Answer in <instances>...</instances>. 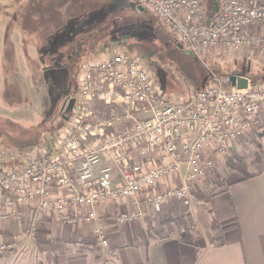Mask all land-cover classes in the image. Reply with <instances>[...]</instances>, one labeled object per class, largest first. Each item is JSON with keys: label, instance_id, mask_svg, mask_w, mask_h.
Returning a JSON list of instances; mask_svg holds the SVG:
<instances>
[{"label": "built area", "instance_id": "2783aa9c", "mask_svg": "<svg viewBox=\"0 0 264 264\" xmlns=\"http://www.w3.org/2000/svg\"><path fill=\"white\" fill-rule=\"evenodd\" d=\"M137 2L198 58L213 49L264 56V0ZM234 73L247 78L245 87L231 85L228 74L212 76L203 88L172 99L138 52L86 58L73 106L51 140L54 150L0 147V219L18 218L20 207L33 201L34 219L27 226L32 237L38 215L65 225L92 220L94 205L104 199H131L133 207L118 214L120 221L143 217L147 208L159 212L169 198L188 204L191 185L210 181L209 173L251 137L264 113V86ZM97 102L106 110L95 108ZM113 167L120 174L116 183ZM169 176L178 183L159 189ZM93 233L106 245L99 226Z\"/></svg>", "mask_w": 264, "mask_h": 264}, {"label": "rangeland", "instance_id": "374dc122", "mask_svg": "<svg viewBox=\"0 0 264 264\" xmlns=\"http://www.w3.org/2000/svg\"><path fill=\"white\" fill-rule=\"evenodd\" d=\"M17 1L23 10L22 13L25 14L18 16L20 28L25 30V35L24 41L20 38L22 69L20 68L18 75L13 77L12 86H19L21 93L24 94L21 99L9 98L10 93L7 95L10 91L9 83L4 79L5 73H2L0 88L1 85L7 87L4 88L5 98L0 99V147L9 146L12 150L29 149L49 143L52 139L51 133H56L64 125L59 109L66 95L72 96L77 91L81 62L112 50H124L125 44L129 41L137 40L140 43L139 51H144L143 49L150 43L157 47L160 55L156 58L157 64L150 66L152 74L162 92L172 99L187 96L195 88L199 89L207 80L211 81L212 76H223L225 70L243 71L247 67V61L251 60L250 56H246L250 55V52L238 53L229 50L227 53H217L215 49L207 51L204 56L198 58L183 46L179 47L171 32L150 10L144 8L142 11L138 10L137 0ZM64 16L72 17L69 23L70 29L73 25L71 32L67 31L62 20L66 18ZM103 18H108L111 24L107 33H104L107 31L106 27H109L106 23L102 32ZM72 40L71 45L69 42ZM51 42L57 44V53L51 50ZM91 46L95 51L91 50ZM30 58L33 59L32 61L38 60V67L29 63ZM258 59H264V56L261 55ZM260 85L264 86L263 83ZM254 126L257 129L252 130L253 136L247 139V142H241V150L227 153L218 169L209 173L210 181L203 179L200 188L192 187L193 203L195 200H205L215 190L213 178H219L234 170L236 163V165H244L245 160L253 155L264 135V120L261 126L257 124ZM228 156H231V159H227ZM232 165L234 168L230 167ZM197 190L200 191L195 192ZM179 212L177 216H181V219L172 217L167 221H164L159 214L154 215L153 220L151 219L153 224L150 228L151 232L155 233L154 228L163 222L174 225L176 230L188 229L189 214L185 209ZM183 221L186 224H183ZM166 233H155V235L161 239L168 235ZM105 238L108 239L106 236ZM27 239L24 238L23 244L29 246L19 249L15 245L0 242V245L5 246L0 249V254L11 255L8 264H35L30 261L35 258L32 253L34 250L43 264H56L59 254L51 252L46 244L42 245L43 240L38 241V239L33 243ZM95 240L98 243L96 237ZM14 242L18 245L19 240ZM107 242L106 245L98 244L106 247ZM82 247L86 248V246L80 247V250L84 251ZM22 249L23 252L19 253ZM90 250L91 255L97 256V250L94 253V245L90 246Z\"/></svg>", "mask_w": 264, "mask_h": 264}, {"label": "crops", "instance_id": "0c3cea01", "mask_svg": "<svg viewBox=\"0 0 264 264\" xmlns=\"http://www.w3.org/2000/svg\"><path fill=\"white\" fill-rule=\"evenodd\" d=\"M22 11L17 0H0V78L2 73H5L4 79L8 81L10 88L7 95L10 93L8 96L11 99H21L24 94L19 86H12L13 77L18 75L20 68L22 69L20 38L24 41L25 30L20 28L21 23L18 21L19 15H25ZM64 17L66 18L62 20L67 31L71 32L73 25L70 29L69 23L72 17ZM72 42L73 40L69 44L72 45ZM50 46L51 50L56 52L57 44L51 42ZM90 48L95 51L93 46ZM30 59L29 63L38 67V60ZM246 66L251 71L264 69V59L253 56ZM236 72L243 73L242 70ZM260 84L262 83L258 85ZM5 87L7 86L1 85L0 99L5 98ZM263 120L264 113L256 118L254 125L261 126ZM51 140L46 145H41L50 152ZM242 141L247 142L246 139ZM241 142L233 149L235 153L237 149L241 150ZM37 146L24 150L34 151V148L39 147ZM107 162V159H103L102 164ZM236 164L234 170L219 177L220 185H214L215 190L205 200H195L193 203L190 197L188 204H184L179 199L169 198L159 212L155 213L147 208L146 215L130 221L118 220V214L133 207L131 199H104L94 205L95 217L92 220L80 219L76 223L65 225L46 213L38 215V228L30 237L27 226L30 220L34 219V214L33 201H29L20 207L18 218L0 219V242L15 245L19 249L29 246L23 244L26 237L33 243L38 239L43 240L42 245L46 244L51 252L59 254L56 264H264V135L244 165ZM112 172L116 183L120 178L119 171L113 167ZM177 180L176 176H169L158 188L165 189L168 185H175ZM191 186L198 189L201 184ZM192 187L191 195L194 192ZM198 191L200 190L195 192ZM182 209L190 216L188 229L176 230L174 225L163 222L157 224L154 232H167V236L158 239L155 233L151 232L154 215L159 214L164 221L172 217L181 219V216L177 215ZM82 211L84 212V209ZM183 224H186L185 221ZM95 226H99L103 235L108 238L106 247L100 246L95 240ZM14 240H19L18 245L14 244ZM81 245L86 246L82 247L84 251L80 250ZM91 245H94V253L97 250V256L91 255ZM20 252H23V249ZM32 253L35 258L30 261L43 264L37 258L36 250ZM10 256L0 254V264H8Z\"/></svg>", "mask_w": 264, "mask_h": 264}, {"label": "trees", "instance_id": "16d2710c", "mask_svg": "<svg viewBox=\"0 0 264 264\" xmlns=\"http://www.w3.org/2000/svg\"><path fill=\"white\" fill-rule=\"evenodd\" d=\"M139 46H140V43L137 40L136 41H129V42H127L125 44V49L129 50L130 52H134V53L138 52L143 57V59L145 60L146 65L149 66V67L151 65H153V64H157L156 58H157V56L160 55L159 52H158L157 47H155L154 45H151V43H150L148 47L143 49L144 51H142V50L139 51V49H138ZM225 71H224L225 74H228L229 72H233V71H230V70L229 71L225 70ZM242 72L245 75L249 76L252 79L253 83H256V82L264 83V69L263 68L259 69L258 71H254V70L251 71L250 69H248V67H246V69L243 70ZM208 82H210V81L207 80L206 83H203L202 86L199 87V88H203ZM95 108L100 109V110L101 109L102 110H106L105 106L102 103H99V102H97ZM63 116H64V114H63ZM54 134H55L54 132L51 133L52 138L55 137ZM231 152L233 153L234 150L231 149ZM227 159H231V156H228ZM227 159H226V161H227ZM227 165H228V163H227ZM230 167L232 168L233 165L230 166ZM213 182H214V185H220L221 180H220V178L216 177V178H213Z\"/></svg>", "mask_w": 264, "mask_h": 264}, {"label": "water", "instance_id": "95a60500", "mask_svg": "<svg viewBox=\"0 0 264 264\" xmlns=\"http://www.w3.org/2000/svg\"><path fill=\"white\" fill-rule=\"evenodd\" d=\"M137 7L139 9L143 8L140 4H138ZM216 7H217V4L214 1V7H213L212 11H215ZM177 45L179 47H181L180 43H178ZM227 77H229V81H230L231 85H235L237 88L245 87L247 84V78L243 75L240 76V75L235 74L234 72H229ZM74 99H75V97H73V96L70 97L68 99L67 103L65 105L63 104L61 106L60 109H61V111L64 110V116H66V113L71 110L73 103H74Z\"/></svg>", "mask_w": 264, "mask_h": 264}, {"label": "flooded vegetation", "instance_id": "af4514ba", "mask_svg": "<svg viewBox=\"0 0 264 264\" xmlns=\"http://www.w3.org/2000/svg\"><path fill=\"white\" fill-rule=\"evenodd\" d=\"M104 4H106V3H104ZM108 10H109V9H108ZM138 10L142 11L143 8H142V9H139V8H138ZM107 19H108V18H103V19H102V32L104 31V30H103V28H104V26H103L104 23H106V24L109 25V27H106L107 31L104 32V33H107V32L109 31L108 29H110V27H111V24H109V20H107ZM151 45H154V44L151 43ZM247 62H248V61H247ZM66 96H67V97H66L65 100L62 102L61 106H62L63 104L65 105V104L67 103L69 97H70L69 94H67ZM61 106H60V108H61ZM59 110H61V109H59ZM67 113H69V111H68Z\"/></svg>", "mask_w": 264, "mask_h": 264}]
</instances>
